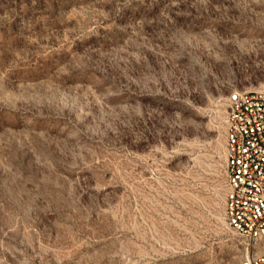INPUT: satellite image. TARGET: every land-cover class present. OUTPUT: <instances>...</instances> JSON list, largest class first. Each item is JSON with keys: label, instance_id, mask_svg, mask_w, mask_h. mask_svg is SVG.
<instances>
[{"label": "rangeland", "instance_id": "obj_1", "mask_svg": "<svg viewBox=\"0 0 264 264\" xmlns=\"http://www.w3.org/2000/svg\"><path fill=\"white\" fill-rule=\"evenodd\" d=\"M264 91V0H0V264H240L227 97Z\"/></svg>", "mask_w": 264, "mask_h": 264}, {"label": "built area", "instance_id": "obj_2", "mask_svg": "<svg viewBox=\"0 0 264 264\" xmlns=\"http://www.w3.org/2000/svg\"><path fill=\"white\" fill-rule=\"evenodd\" d=\"M224 122L226 220L244 244L240 264H264V91L230 92Z\"/></svg>", "mask_w": 264, "mask_h": 264}]
</instances>
